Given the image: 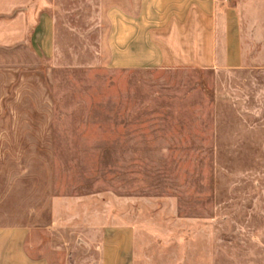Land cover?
<instances>
[{
	"label": "rangeland",
	"instance_id": "rangeland-1",
	"mask_svg": "<svg viewBox=\"0 0 264 264\" xmlns=\"http://www.w3.org/2000/svg\"><path fill=\"white\" fill-rule=\"evenodd\" d=\"M238 75L213 76L235 93L193 119L130 116L123 71L0 69V224L33 227L30 250L59 258L92 251L76 220L131 208L225 239L228 264H264V67Z\"/></svg>",
	"mask_w": 264,
	"mask_h": 264
},
{
	"label": "crops",
	"instance_id": "crops-1",
	"mask_svg": "<svg viewBox=\"0 0 264 264\" xmlns=\"http://www.w3.org/2000/svg\"><path fill=\"white\" fill-rule=\"evenodd\" d=\"M37 64L123 71L130 116H217L235 90L212 77L264 67V0H0V69ZM131 213L79 218L74 245L92 251L59 258L30 250L33 227L0 224V264H228L225 239Z\"/></svg>",
	"mask_w": 264,
	"mask_h": 264
}]
</instances>
